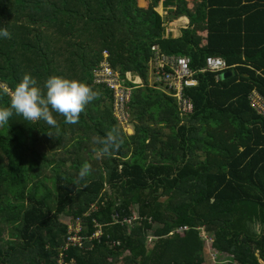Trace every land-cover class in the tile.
I'll use <instances>...</instances> for the list:
<instances>
[{"label":"trees","instance_id":"trees-1","mask_svg":"<svg viewBox=\"0 0 264 264\" xmlns=\"http://www.w3.org/2000/svg\"><path fill=\"white\" fill-rule=\"evenodd\" d=\"M166 2L175 5L171 19L190 18L178 38L165 36L168 18L156 9L161 0H149L146 9L136 0H0V29L11 34L0 37V87L11 91L30 74L43 88L55 75L101 93L77 124L54 113L59 135L42 120L15 114L0 127V264H58L68 234L60 217L83 216L103 199L84 231L91 237L97 223L101 237L67 250V263L206 264L203 228L223 264L264 261V231L258 236L253 229L254 222L264 224V116L250 101L254 92L264 97V37L247 36L249 27H233L229 15L221 24L210 21L212 0H203L196 15L186 0ZM202 17L209 20L204 26ZM255 29L264 33V26ZM200 30H207L205 44ZM155 47L190 60L198 83L184 95L192 112L182 113L175 96L149 82ZM103 51L132 87V133L114 117L110 90L94 81ZM209 57L228 67L205 70ZM9 104L10 96H0V106ZM113 128L124 143L97 158L93 139ZM85 162L92 172L86 186H77ZM134 211L140 219L133 227L113 223L115 212L122 218ZM183 226L188 230L178 231Z\"/></svg>","mask_w":264,"mask_h":264},{"label":"built area","instance_id":"built-area-1","mask_svg":"<svg viewBox=\"0 0 264 264\" xmlns=\"http://www.w3.org/2000/svg\"><path fill=\"white\" fill-rule=\"evenodd\" d=\"M155 53L154 62L152 63V70L155 75V84L165 90L169 94L177 98L179 110L186 114L190 113L194 109L192 100L184 95L185 88L194 87L197 85L195 79V72L190 68V60L183 57H174L162 53L160 48H153ZM227 64L222 58L209 57L206 60L205 70L218 72L225 70ZM95 83L103 84L107 87L112 95V113L118 122L124 129L129 124V112L128 104L131 97L132 87L127 86L119 76L118 72H115L109 62V53L103 51V59L99 65V68L94 73ZM252 106L264 116V97L257 92H254L250 98ZM99 199V198H98ZM105 199L101 202H95L90 205L83 216L71 218L67 225V238L65 245L61 247L58 257V264H74V260L69 263L66 262L65 252L70 248L85 249V242H94L99 240L102 235L101 225L95 224V231L91 237H84V231L86 228L85 219L91 217L95 213L99 206L104 204ZM140 219L139 214L134 211L129 217L120 218L118 213L112 214V221L114 224L128 225L133 227L135 223ZM188 230L187 226L181 227L178 231ZM172 235V234H171ZM207 243L212 244V240L206 238ZM153 243V242H152ZM151 243V244H152ZM93 250V246L90 248ZM261 264H264L262 261Z\"/></svg>","mask_w":264,"mask_h":264},{"label":"clouds","instance_id":"clouds-1","mask_svg":"<svg viewBox=\"0 0 264 264\" xmlns=\"http://www.w3.org/2000/svg\"><path fill=\"white\" fill-rule=\"evenodd\" d=\"M0 37L11 38V34L6 28L0 29ZM5 95L10 96V104L0 106V127L7 125L15 114L31 123L42 120L55 128L56 134L59 135L60 125L54 113L64 117L66 124H77L87 105L99 99L101 93L87 83L55 75L47 78L41 88L36 79L30 74H25L11 91L7 87H0V96ZM47 134L52 136L51 133ZM123 143L120 129L113 128L103 137L93 139V151L97 158L111 157ZM91 172V165L85 162L73 183L78 186L83 181L86 186ZM253 229L259 236L264 231V224L254 222Z\"/></svg>","mask_w":264,"mask_h":264},{"label":"crops","instance_id":"crops-1","mask_svg":"<svg viewBox=\"0 0 264 264\" xmlns=\"http://www.w3.org/2000/svg\"><path fill=\"white\" fill-rule=\"evenodd\" d=\"M167 0H161V3L157 9V11L162 14L163 16L167 17V21L165 23L166 27V37H172V38H178L181 36L183 29H187L190 24V18L186 15L177 19H171L170 12H172L173 9H175V5L168 4L166 2ZM239 1V2H238ZM214 2V6L211 8L215 10L214 18L210 21L214 20L213 22L215 24H221L222 21H225V17L228 15L230 16V19H228L229 22L233 24V27H239V26H247L249 27V33L247 36H256V37H264V33L255 32L252 30H256L255 28L264 26V18L259 17L255 15V13H264V0H212ZM238 2V3H237ZM259 2L261 3L260 6H263L261 9L257 8H251L253 3ZM224 3V4H221ZM229 3V4H228ZM207 3H204L203 0H186V10L190 11L192 14L200 13L202 10H204V5ZM228 4V5H227ZM136 5L139 8L146 9L149 5V0H136ZM209 9V10H211ZM201 20V26H204L203 24H207V19ZM199 35L202 37V42L205 44L206 37H207V30H200ZM257 39H254L256 41ZM149 69V82H155V75L153 73V70ZM127 77L129 80H131L133 83L140 84V80L137 76L127 73ZM132 128L130 127L128 131L132 133ZM187 231V230H186ZM201 238L204 243V249L206 251L205 255V263L206 264H223V258L220 256L218 252H216L212 245L207 243L205 240L206 238L211 239L214 241V237L209 234V232L206 229H201ZM208 257V258H207ZM262 263V260L260 261Z\"/></svg>","mask_w":264,"mask_h":264},{"label":"rangeland","instance_id":"rangeland-1","mask_svg":"<svg viewBox=\"0 0 264 264\" xmlns=\"http://www.w3.org/2000/svg\"><path fill=\"white\" fill-rule=\"evenodd\" d=\"M151 84H153V85L155 84V83H154V80H153V82H152ZM130 127L132 128V124L129 123V124L126 126L125 132L130 133V132L128 131V129H129ZM132 131H133V130H132ZM0 157L3 158V159L5 160V156L2 154L1 149H0ZM6 163H7V160H6ZM106 191H107V189H106ZM60 219H61V222H69V220H71V217H67V216L63 215V216L60 217ZM6 237H8V236L6 235ZM156 240H157V239H155V238H153V237L149 238V240H148V242H147V245L153 247L151 243L154 242V241H156ZM207 258H208V257H207Z\"/></svg>","mask_w":264,"mask_h":264}]
</instances>
